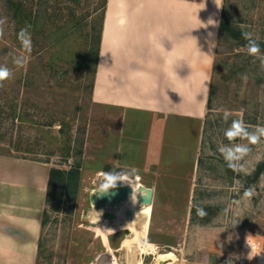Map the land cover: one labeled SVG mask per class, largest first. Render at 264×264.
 Here are the masks:
<instances>
[{"label": "rangeland", "instance_id": "1", "mask_svg": "<svg viewBox=\"0 0 264 264\" xmlns=\"http://www.w3.org/2000/svg\"><path fill=\"white\" fill-rule=\"evenodd\" d=\"M106 9L107 0H0V65L13 73L0 86V153L80 171L76 191L50 189L34 264H129L133 256L157 264L159 253L174 256L158 264H264V137L252 144L223 134L234 119L249 131L264 126V68L242 35L250 32L264 54V0L221 1L205 114L199 122L162 121L157 141L169 159L148 168L128 164L122 134L130 122L128 133L147 137L149 114L130 112L127 119L122 108L93 97ZM223 17L236 34L221 33ZM22 29L30 33V51ZM230 144L249 149L233 167L219 152ZM124 171L154 189L144 238L154 249L125 248L132 230L109 219L106 233L91 213L102 208L94 202L102 173Z\"/></svg>", "mask_w": 264, "mask_h": 264}, {"label": "crops", "instance_id": "2", "mask_svg": "<svg viewBox=\"0 0 264 264\" xmlns=\"http://www.w3.org/2000/svg\"><path fill=\"white\" fill-rule=\"evenodd\" d=\"M221 1L107 0L93 97L127 119L149 114L147 137L130 133V122L122 134L128 164L168 160L157 141L160 123L205 114ZM49 170L45 161L0 153V264H34ZM136 177L128 187L145 193Z\"/></svg>", "mask_w": 264, "mask_h": 264}, {"label": "clouds", "instance_id": "3", "mask_svg": "<svg viewBox=\"0 0 264 264\" xmlns=\"http://www.w3.org/2000/svg\"><path fill=\"white\" fill-rule=\"evenodd\" d=\"M3 35L2 29H0V36ZM20 39L22 46L25 50L31 49V37L27 29H22L20 32ZM243 38L247 41L246 48L250 56H253L260 60L261 67L264 68V54L261 53L260 44L256 39H253L250 32L242 33ZM23 59H16L15 64L17 66H23ZM12 71L6 65H0V86L3 85V81L12 77ZM229 114L225 112L224 120H228ZM224 137L233 142L237 139H246L249 143H256L261 137H264V126H257L255 131H249L248 127L242 119L232 120L230 126L224 130ZM249 151L248 147L242 144H230L223 145L219 148V152L223 155L224 160L229 164V167H233V162L242 158ZM131 178V174L123 173L117 174L115 172H103L102 181L100 183L97 192H105L110 188L116 186L117 182H128Z\"/></svg>", "mask_w": 264, "mask_h": 264}, {"label": "bare ground", "instance_id": "4", "mask_svg": "<svg viewBox=\"0 0 264 264\" xmlns=\"http://www.w3.org/2000/svg\"><path fill=\"white\" fill-rule=\"evenodd\" d=\"M119 184L120 182L118 181L115 187L118 188ZM116 194L118 195V192L114 193V196ZM105 208L115 213L113 222L116 224V228L128 227L132 230V233L129 234V238L124 244L125 248L127 247L132 251L138 246L142 251H148L150 247H154L152 242L148 241V239H144L148 235L150 227L149 202L143 199L136 191L128 188L126 195L113 205L108 202L106 206L100 208L99 211L92 209L93 211H91V213L93 214V217L100 220L105 232L108 233L109 231H112L111 221L109 220L110 218L100 214ZM127 208L130 209V213L126 212ZM173 256L174 254L172 253H159L156 263L158 264L161 260L167 258H173ZM129 259V264H143L142 258L135 259L133 256L131 258L129 257ZM107 264H119V262L116 261V259H112Z\"/></svg>", "mask_w": 264, "mask_h": 264}, {"label": "trees", "instance_id": "5", "mask_svg": "<svg viewBox=\"0 0 264 264\" xmlns=\"http://www.w3.org/2000/svg\"><path fill=\"white\" fill-rule=\"evenodd\" d=\"M103 19H104V16H103ZM102 28H103V22H102V26L100 29V33L98 35V45H97L95 63H97L98 61V55H99V50H100V45H101V40H102ZM233 29L234 27L231 26L230 22L226 20V18L223 17L220 20L221 33L225 31H229V32H232L233 34H236V32ZM261 47L264 48V45H262ZM79 178H80V171L78 167H74V168L67 170L64 168L57 167V166H52L49 170V187H48L49 191L47 192L46 201L49 199L51 187H57V188H62V189L66 188L68 191L70 190L76 191L78 187V183H79ZM45 214H46V209L43 210V214L41 218L42 225L45 223Z\"/></svg>", "mask_w": 264, "mask_h": 264}, {"label": "water", "instance_id": "6", "mask_svg": "<svg viewBox=\"0 0 264 264\" xmlns=\"http://www.w3.org/2000/svg\"><path fill=\"white\" fill-rule=\"evenodd\" d=\"M128 188L129 187H127V186H125V187L120 186L118 188H116V187L110 188L105 192H99L101 194L100 198H98L97 200L94 199V202L96 203L97 207L106 206L107 200H108V202H110V204L113 205L115 202H117L119 199H121L122 197H124L126 195V191L128 190ZM146 188L148 191H150L152 193V196L144 195L142 198L145 200H148L150 202H153V189L149 186H147ZM117 192H118V195L116 194L114 196V193H117ZM126 212L130 213V209L127 208ZM103 216L108 217L110 219H113L115 217V213L111 212L110 210L105 208V210H103Z\"/></svg>", "mask_w": 264, "mask_h": 264}]
</instances>
